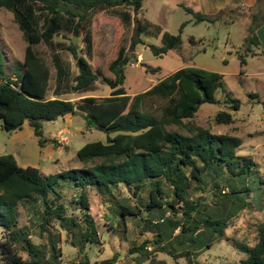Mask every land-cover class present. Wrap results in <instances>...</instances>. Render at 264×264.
Returning a JSON list of instances; mask_svg holds the SVG:
<instances>
[{
  "label": "trees",
  "instance_id": "1",
  "mask_svg": "<svg viewBox=\"0 0 264 264\" xmlns=\"http://www.w3.org/2000/svg\"><path fill=\"white\" fill-rule=\"evenodd\" d=\"M143 5V0H0V9L13 13L27 42L23 60L13 65L8 64L0 49V119L3 128L6 131L17 130L28 121L36 135L41 136L39 142L43 145L48 141L43 135L45 122L79 110L88 129L95 128L106 134L105 141H89L77 151L78 158L84 163L100 161L84 168H71L49 175L39 167H22L11 153L0 155V264H62V251L56 241L60 234L52 233L51 237L48 229L53 226L58 233L63 230L78 232L81 236V242L76 243L80 248L78 260L67 264H114L118 260L117 253L112 258L92 262L83 249L86 243L100 242L96 219L90 213L92 193L109 198L110 203L106 205L104 202L105 206L110 207L113 213L120 210L124 220L128 217L144 218L146 226L157 229L153 240H145L129 250L130 254H137L134 264L146 261L156 264L148 243L162 246L166 244V238L178 239L184 233L198 237L203 232L200 227L213 219L210 212L206 214V208L201 207L203 201L199 196L207 199L206 196L198 195L196 201L189 199L188 195L195 186L203 193L209 190L213 196L239 192H246L248 196L253 190L241 186L226 193V186L221 187L225 174L231 173L236 179L256 164L249 155H239L238 148L242 145L239 137L213 133L203 127H189L187 133L168 128L170 125H185L184 120L193 119L204 103L224 102L229 108L238 110L241 106L239 99L226 94L222 101L217 95L223 87V74L202 67L185 66L143 92L133 95L127 92L125 69L136 58V46L146 44L143 35H161V45L146 44L157 56L169 49L180 48L183 43L186 23L181 25L178 34L163 31L160 25L139 16ZM102 10L118 17L132 31L129 47L122 46L108 65L114 77L103 78L111 91L104 97L86 96L77 102L59 97L65 93L93 90L100 79L102 73L93 69L79 44L72 39L67 43L65 39L69 35L84 33L85 50L91 54V23L94 14ZM187 10L195 14L198 21L212 20L217 15L210 17L199 11ZM191 41L195 42L194 39ZM247 41L254 45L258 43L254 32ZM40 43L52 53L51 63L56 74L54 92L58 95L55 98L48 96L52 65L35 49V45ZM62 51L73 55L76 71L63 59ZM240 59L243 67L246 59L243 55ZM250 95L264 105L260 95ZM153 96L166 100L159 112L147 108ZM215 121L231 124L234 115L227 110H219ZM52 142L57 143V140ZM163 180L173 188L175 200L187 206L185 212L188 217L180 223L170 215L175 216L177 209L173 201L165 197ZM121 184L133 188L134 196H138L148 184L146 204L142 205L140 199L133 203L131 198L117 197L115 191H119ZM64 186L74 191L72 203H76L81 213L79 218L68 215L67 204L61 201ZM20 206L32 213L29 222L24 224L20 223ZM245 206L242 205L241 209ZM144 211L148 213L146 217L142 216ZM203 214L206 221L198 219ZM109 226L113 227L112 223ZM225 227L226 221L220 228L223 235ZM179 228L180 231L175 233ZM36 229L41 234L46 231L51 242L34 243L31 235ZM212 240L201 244L199 249L211 246ZM46 247L51 248L49 253ZM190 247L183 253L177 249L167 252L174 258L186 256L188 264H199L191 257V252L195 254L199 246L196 249ZM237 247L246 253L237 264H264V220L258 225L256 242L253 245L238 243ZM22 252H26L27 257ZM160 263L165 264V261Z\"/></svg>",
  "mask_w": 264,
  "mask_h": 264
},
{
  "label": "rangeland",
  "instance_id": "2",
  "mask_svg": "<svg viewBox=\"0 0 264 264\" xmlns=\"http://www.w3.org/2000/svg\"><path fill=\"white\" fill-rule=\"evenodd\" d=\"M143 1L144 6L139 11V16L156 20L157 24L161 25L164 30L172 34H178L181 25L186 23L182 33L183 43L180 48L169 49L161 56H157L146 44L161 45V35H143L142 38L146 44L139 43L136 46L134 51L136 58L125 69L124 86L127 92L131 95L143 92L157 83L158 80L185 66H197L217 72L222 71L225 75L223 87L217 92V95L222 101H224L226 94L239 99L241 102L240 108L234 110L224 102L204 103L193 119L184 120L185 125H170L168 128L187 133L189 127H203L213 133L237 136L242 141V145L238 148L239 155H249L256 163L251 170H247L245 174L237 176L236 179L231 173L225 174L223 176L224 182L221 184V187L226 186L224 188L226 193L236 188L239 189L241 186L249 187L253 190L249 191L248 196L246 192L236 194L219 193L213 196L208 193L209 190L203 193L195 186L188 195L189 199L196 201L198 195L206 196L207 199H202L199 196V200L203 201L201 207H205L206 214L210 212L209 215L213 217V219L207 221L206 226L200 227L203 232L198 237H191L189 233H184L178 239L166 238L165 245L152 246V243H148V247L152 246L151 251L156 258V264H161L160 261H165V264H188L186 256L174 258L167 250L175 251L177 249L178 252L182 251L181 253H183V251L191 249L190 246L193 249L199 246V249L201 244L208 243L213 239L211 246H205L195 254L191 252L193 261L199 264H237L246 256L244 250L238 248L237 244L253 245L256 242L258 225L264 220V105L263 103H257L256 97L250 95L251 93H257L264 101V74L258 73L260 70H264V55L261 51L255 49L254 44L247 41V37L256 31L264 18L262 19L259 13L253 15L251 9L242 11L234 7L218 12L212 20L198 21L195 14L187 10L191 9L198 12L189 1ZM213 15L211 14L210 17ZM91 33L93 39L91 54H88L85 50L86 42L82 38L85 35L84 33L80 36L69 35L65 41L68 43L72 39L79 44L82 53L86 54L93 69L102 73L100 79L96 81L93 90L83 93H65L59 95V97L77 102L86 96L104 97L109 95L111 88L103 78L105 76L114 77L109 71L108 65L117 56L122 46L129 47L132 31L118 17L107 10H102L96 12L93 16ZM191 39H194L195 42H192ZM26 45L24 34L16 23L13 13L1 8L0 49L8 64L13 65L15 62L23 60ZM35 49L52 65V53L45 44H36ZM61 55L71 65V69L76 71V60L73 55L68 51H62ZM241 55L246 59V64L242 68V73H238L233 69L241 68ZM154 68H157L158 71H153ZM51 69L48 96L55 98L58 95L54 92L56 74L53 65ZM165 102L166 100L153 96L149 100L147 108L159 112L160 107ZM223 109L233 113V123L224 124L215 121L216 113ZM71 115L74 116V123H84L85 126V118L81 113ZM0 123H2L1 119ZM63 125L64 120L62 117L58 118L57 121H47L43 125V135H56L58 129ZM78 135V138H73V134L70 133L65 135L70 139V143L66 148L63 146L62 150H55L54 152L55 157L60 158L61 163L56 165L50 159L47 160L42 164L44 166L43 173L49 175L71 168H84L100 161L95 160L94 162L84 163L78 158L77 151L89 141H105L106 134L100 130H95L79 131ZM66 140L63 138L64 142ZM162 186L166 191L165 197L168 201H173L177 209L175 216L170 214L171 217L179 223L182 222L188 217L185 212L187 206L175 200L173 188L164 180ZM62 191L64 198H61V201L67 204L68 215L71 214L75 218H79L81 213L76 203H72L74 191L67 186H64ZM148 193V184L139 192L138 196L133 195V188H127L123 184H121L119 191H115V195L120 199L124 197L131 198L133 203L140 199L142 205H145L148 201ZM109 201V198H102L92 193L90 213L96 219L100 242L91 245L86 243L83 249L88 253L92 262L112 258L117 253L118 260L114 264H134L137 254H130V248L141 244L145 240H153L157 229L146 226L144 218L128 217L124 220L120 210L113 213L109 209L110 207L105 206L104 202L108 205ZM244 204H246L245 208L241 209ZM239 209L241 210L239 211ZM20 211V223L29 222L32 213H28L23 206H20ZM190 211L193 212V210ZM147 215L146 211L142 213L143 217ZM205 217L206 215L203 214L198 216V219L206 221ZM225 221L227 227L224 228L223 235L220 228ZM111 223L113 227L109 226ZM214 226L217 227L216 230H214ZM48 229L51 237H53L52 233L60 234L59 239H56V241H58L57 247H60V251H62V258L60 259L62 264L78 260L80 248L76 243L81 242L79 233L63 230L58 233L56 226L48 227ZM179 231L180 228L175 233ZM32 233L31 239L36 244L51 242L46 231L41 234L40 230L36 229ZM50 249V247H46L45 250L49 253ZM22 254L27 257L26 252H22ZM143 264L150 263L146 261Z\"/></svg>",
  "mask_w": 264,
  "mask_h": 264
},
{
  "label": "crops",
  "instance_id": "3",
  "mask_svg": "<svg viewBox=\"0 0 264 264\" xmlns=\"http://www.w3.org/2000/svg\"><path fill=\"white\" fill-rule=\"evenodd\" d=\"M189 1L197 11L205 12L204 14H217L228 8H238V10L245 11L251 9V13L261 15L264 18V0H186ZM144 6V5H143ZM251 14V15H252ZM157 24L156 20H151ZM159 25V24H158ZM161 26V25H160ZM162 27V26H161ZM163 31H166L163 29ZM257 36L258 43L255 45V49L262 52L264 55V20L260 26L254 32ZM226 63V61H225ZM242 66L240 69L234 68L233 71L242 73ZM221 74L224 73L221 71ZM258 73L264 74V70H260ZM64 125L60 127L57 134H48L44 137L48 139L43 145L40 144L39 139L41 136H37L34 128L26 121L23 126L17 130L6 131L2 123H0V155L13 154L18 163L22 167L33 166L39 167L43 171V163L47 160L53 161L56 165L61 163L60 158L55 157V150H62L63 146L66 148L70 143L67 133L73 134V138H78V132L95 131L96 129L86 127V123H74L71 114H67L62 117ZM57 121V120H55ZM74 128V129H73ZM75 130V131H73ZM73 131V132H72ZM64 139H67L65 142ZM52 140H57V143H53ZM55 144V146H54ZM4 146V147H3ZM2 151V152H1ZM58 173V172H57ZM54 174V173H53Z\"/></svg>",
  "mask_w": 264,
  "mask_h": 264
},
{
  "label": "water",
  "instance_id": "4",
  "mask_svg": "<svg viewBox=\"0 0 264 264\" xmlns=\"http://www.w3.org/2000/svg\"><path fill=\"white\" fill-rule=\"evenodd\" d=\"M76 38H77V37H76ZM74 42H75V40H74ZM75 113H81V111L78 110V111H75Z\"/></svg>",
  "mask_w": 264,
  "mask_h": 264
},
{
  "label": "built area",
  "instance_id": "5",
  "mask_svg": "<svg viewBox=\"0 0 264 264\" xmlns=\"http://www.w3.org/2000/svg\"><path fill=\"white\" fill-rule=\"evenodd\" d=\"M148 248H149V249H152V246H149Z\"/></svg>",
  "mask_w": 264,
  "mask_h": 264
}]
</instances>
